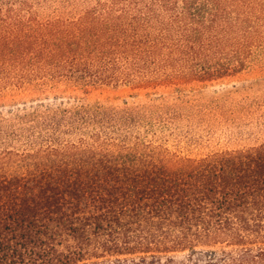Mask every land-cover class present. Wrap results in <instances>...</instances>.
<instances>
[{
  "label": "trees",
  "instance_id": "16d2710c",
  "mask_svg": "<svg viewBox=\"0 0 264 264\" xmlns=\"http://www.w3.org/2000/svg\"><path fill=\"white\" fill-rule=\"evenodd\" d=\"M49 1L86 9L40 21L34 6ZM246 4L0 0V91L237 75L248 35L264 48V8L250 20ZM152 107L55 100L0 114V264H264V142L181 157L137 134L152 131Z\"/></svg>",
  "mask_w": 264,
  "mask_h": 264
},
{
  "label": "rangeland",
  "instance_id": "374dc122",
  "mask_svg": "<svg viewBox=\"0 0 264 264\" xmlns=\"http://www.w3.org/2000/svg\"><path fill=\"white\" fill-rule=\"evenodd\" d=\"M246 1L244 10L250 12V20L251 13L256 12L260 17L258 11L264 8V0ZM85 9V5L71 8L49 1L35 5L32 13L40 21L66 20ZM247 40L246 67L234 76L154 89H132L120 82L94 85L85 93L74 89L72 83L63 78L34 80L21 91L7 84L1 86L0 114L7 117L9 111L16 113L36 103L55 100H80L84 104L99 103L116 108L124 104L153 106L146 115L147 121L154 125L152 131L140 128L137 134L181 157L200 158L213 152L256 146L264 142V48L255 35L249 34ZM174 262L207 264V258L202 254L188 256L184 253L174 256Z\"/></svg>",
  "mask_w": 264,
  "mask_h": 264
}]
</instances>
